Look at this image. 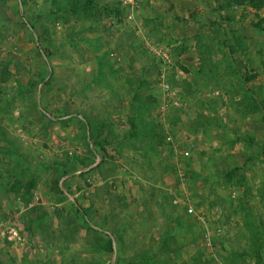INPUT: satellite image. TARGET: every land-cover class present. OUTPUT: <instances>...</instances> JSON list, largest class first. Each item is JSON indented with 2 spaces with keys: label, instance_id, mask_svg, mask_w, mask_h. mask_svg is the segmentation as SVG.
Wrapping results in <instances>:
<instances>
[{
  "label": "rangeland",
  "instance_id": "1",
  "mask_svg": "<svg viewBox=\"0 0 264 264\" xmlns=\"http://www.w3.org/2000/svg\"><path fill=\"white\" fill-rule=\"evenodd\" d=\"M0 264H264V0H0Z\"/></svg>",
  "mask_w": 264,
  "mask_h": 264
},
{
  "label": "built area",
  "instance_id": "2",
  "mask_svg": "<svg viewBox=\"0 0 264 264\" xmlns=\"http://www.w3.org/2000/svg\"><path fill=\"white\" fill-rule=\"evenodd\" d=\"M132 1H133V0H119V2H121L122 4H128V3L131 4ZM163 87H164V89H165L167 92L169 91V87H168L167 84H164ZM184 153H185V154H188V151L185 150ZM188 211L191 212L192 209L189 208ZM7 233H8V238H9L10 240H15V241H19V240H21V236H20L19 233H18L16 230H14L13 228H9V230H7Z\"/></svg>",
  "mask_w": 264,
  "mask_h": 264
}]
</instances>
